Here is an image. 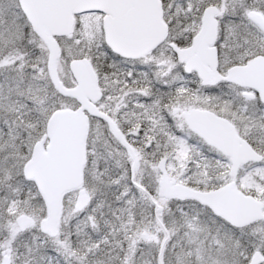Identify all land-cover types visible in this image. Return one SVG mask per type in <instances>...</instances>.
<instances>
[{
    "label": "snow or ice",
    "instance_id": "snow-or-ice-1",
    "mask_svg": "<svg viewBox=\"0 0 264 264\" xmlns=\"http://www.w3.org/2000/svg\"><path fill=\"white\" fill-rule=\"evenodd\" d=\"M0 264H264V0H0Z\"/></svg>",
    "mask_w": 264,
    "mask_h": 264
}]
</instances>
